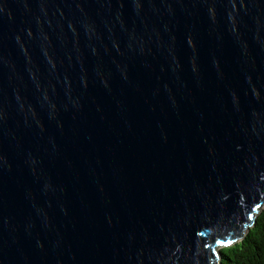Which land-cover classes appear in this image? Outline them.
<instances>
[{"label": "water", "instance_id": "obj_1", "mask_svg": "<svg viewBox=\"0 0 264 264\" xmlns=\"http://www.w3.org/2000/svg\"><path fill=\"white\" fill-rule=\"evenodd\" d=\"M263 207L264 0H0V264H223Z\"/></svg>", "mask_w": 264, "mask_h": 264}, {"label": "trees", "instance_id": "obj_2", "mask_svg": "<svg viewBox=\"0 0 264 264\" xmlns=\"http://www.w3.org/2000/svg\"><path fill=\"white\" fill-rule=\"evenodd\" d=\"M223 264H264V207L241 240L222 248Z\"/></svg>", "mask_w": 264, "mask_h": 264}, {"label": "snow or ice", "instance_id": "obj_3", "mask_svg": "<svg viewBox=\"0 0 264 264\" xmlns=\"http://www.w3.org/2000/svg\"><path fill=\"white\" fill-rule=\"evenodd\" d=\"M228 243L230 244V243H232V241H229Z\"/></svg>", "mask_w": 264, "mask_h": 264}]
</instances>
